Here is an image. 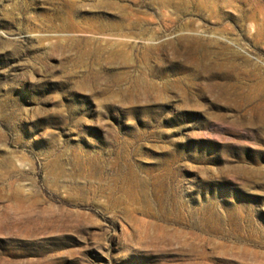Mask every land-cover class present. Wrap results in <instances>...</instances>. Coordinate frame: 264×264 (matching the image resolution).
Instances as JSON below:
<instances>
[{
	"label": "rangeland",
	"instance_id": "374dc122",
	"mask_svg": "<svg viewBox=\"0 0 264 264\" xmlns=\"http://www.w3.org/2000/svg\"><path fill=\"white\" fill-rule=\"evenodd\" d=\"M162 1L0 0V264H264V0Z\"/></svg>",
	"mask_w": 264,
	"mask_h": 264
},
{
	"label": "bare ground",
	"instance_id": "6f19581e",
	"mask_svg": "<svg viewBox=\"0 0 264 264\" xmlns=\"http://www.w3.org/2000/svg\"><path fill=\"white\" fill-rule=\"evenodd\" d=\"M181 1V0H180ZM184 1V0H183ZM197 1V0H196ZM163 2V1H162ZM161 2V3H162ZM175 1H173V0H165V2H163V7L164 6H166V5H171V4H175L176 5V8L177 9H183V8H185L186 7V5H188L187 3H185V1L184 2H182L181 4H182V6L181 5H178V4H176V3H174ZM185 4V5H184ZM209 4V3H208ZM190 5V4H189ZM198 7V9H200L201 11L203 10L204 11V9H207L208 8V6H206V4H205V2L204 1H202V0H198L197 1V4H196ZM113 6V5H112ZM172 6V5H171ZM188 7V6H187ZM112 8V7H111ZM210 10V9H209ZM188 12V11H187ZM179 14V13H178ZM132 20V19H131ZM129 22V21H128ZM242 22V21H241ZM132 22H130V26H132ZM242 24H244V23H242ZM111 29V28H110ZM106 30V29H105ZM188 30V29H187ZM125 31V30H124ZM128 31V30H127ZM132 31V30H131ZM135 33V32H134ZM196 35V34H195ZM206 35V34H205ZM202 40V39H201ZM199 40V39H197V40H192L194 43H197L200 47H201V49H209L208 48V45L205 43V42H202V41H204V40ZM210 41V40H209ZM191 42V41H190ZM222 45V44H221ZM171 46V45H170ZM217 48V47H216ZM224 48V47H223ZM223 50V49H222ZM225 50L226 51H228V53H230L231 54V56H234V57H237V58H239V55H238V53H236L234 50H231V48H229V47H226L225 48ZM213 52V51H212ZM245 56V55H244ZM224 62V61H223ZM215 65V64H214ZM219 65V64H218ZM224 65V64H223ZM232 65V63L230 64V66ZM216 66V65H215ZM229 66V67H230ZM237 68V67H236ZM261 68V67H260ZM252 70V69H251ZM255 72V71H254ZM234 73V72H233ZM244 74V73H243ZM253 74V73H252ZM241 75V74H240ZM264 85V84H263ZM236 86V85H235ZM259 90V93H258V95L259 96H261L262 94H263V91H261V89H258ZM264 90V89H263ZM245 92V91H244ZM260 92H262V93H260ZM248 94V93H247ZM250 95H248V97H245L244 98V101L246 102V104H248V105H250V108H251V110L250 111H252L251 112V118H253V120H255V121H258L260 124H262V125H264V104H261L259 101V103L256 101V98L255 97H249ZM257 96V95H256ZM244 97V96H243ZM242 97V98H243ZM258 97V96H257ZM254 104V105H253ZM252 106V107H251ZM140 196V195H139Z\"/></svg>",
	"mask_w": 264,
	"mask_h": 264
}]
</instances>
